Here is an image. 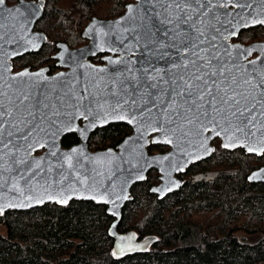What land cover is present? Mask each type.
<instances>
[{"label":"water","instance_id":"1","mask_svg":"<svg viewBox=\"0 0 264 264\" xmlns=\"http://www.w3.org/2000/svg\"><path fill=\"white\" fill-rule=\"evenodd\" d=\"M44 5V0H23L8 6L5 0L0 7V92L6 94L0 99L5 106H9V100L19 105L20 98L27 96L20 112L12 106V121L24 127L19 120L25 118L30 121L27 128L36 126L28 141L20 140L21 133L16 132L12 137L5 136V142L12 141L8 148L0 145L4 156L0 161V207L4 209L0 215L47 203L68 205L74 200L106 205L107 213L114 217L109 234L115 240L113 254L118 258L119 249L135 236L134 232L118 231L123 208L133 199V185L145 181L150 170L161 173V183L151 192L162 199L182 185L176 173L214 152L211 143L217 137L222 145H233L227 149L264 150V88L254 87L264 72V41L249 45L233 42L242 30L264 26V0H134L117 18H93L83 32L90 40L87 45L71 49L65 43L58 44L60 51L54 57L62 70L49 75L48 68L43 67L14 74L12 58L39 51L47 42L45 33L33 32L43 16ZM197 29L204 36L197 48L185 54L183 62L189 64V69L172 67L174 62L181 63L176 48L168 47L178 43L172 38L177 33L195 37L199 35ZM193 52L205 58L216 56L211 63L217 70L223 65L225 75L252 81V85L242 84L255 104L247 114L255 118L247 126L234 117L229 123L220 116L215 121L201 117L188 123L186 117H195L196 113H186L188 105L180 106L181 98L172 90L170 76L182 72L190 75L193 60L199 65L206 63ZM100 53L110 55L103 58L105 64H93L89 58ZM29 111L32 116L27 114ZM114 123H126L133 132L115 148L91 150V134ZM237 126L242 131H236ZM7 131L13 129L6 125ZM70 133H76L80 142L65 148L62 139ZM29 143L33 148L28 147ZM151 144L167 145L170 151L150 154ZM9 150L14 154L9 155ZM17 159H26L32 165L30 174L27 165L14 162ZM250 180L264 181V167L253 172ZM18 189H23V194ZM145 239L150 245L158 240L154 235ZM149 244L139 251H147Z\"/></svg>","mask_w":264,"mask_h":264},{"label":"trees","instance_id":"2","mask_svg":"<svg viewBox=\"0 0 264 264\" xmlns=\"http://www.w3.org/2000/svg\"><path fill=\"white\" fill-rule=\"evenodd\" d=\"M59 0H48V9L39 20L48 32L64 27L66 19L51 9ZM84 18L93 15H122L133 0H76ZM105 4L100 10L99 4ZM110 4V5H109ZM54 37V36H51ZM264 38V26L243 30L238 40L250 42ZM54 49L44 45L41 64ZM133 129L126 123L98 128L89 139L91 150L117 147ZM80 142L76 133L62 139L69 148ZM151 145L150 151L165 150ZM233 162H241L239 170L216 178L214 192L204 183L185 186L180 193L183 203L159 199L151 193L158 176L154 172L132 187L133 199L126 203L119 232L135 231L140 236L154 235L156 250L118 259L113 254L114 239L109 228L114 217L107 206L93 201H72L68 205L47 203L28 210H9L0 215V264H264V184L251 183L248 169L242 164V150ZM213 157L204 163H217ZM218 165V164H217ZM239 231L262 233L249 240ZM213 234H217L213 238Z\"/></svg>","mask_w":264,"mask_h":264},{"label":"flooded vegetation","instance_id":"3","mask_svg":"<svg viewBox=\"0 0 264 264\" xmlns=\"http://www.w3.org/2000/svg\"><path fill=\"white\" fill-rule=\"evenodd\" d=\"M21 1H23V0H6V3L8 6H13V5L20 3ZM24 1H29V2L34 1L36 3H39L41 0H24ZM44 1H45V5H44L43 15L47 12L48 3H49L48 0H44ZM62 1H65V0H59L53 7H51V9L54 10V12H53V14H54L53 18L54 19H56L55 17L58 14H60V13L63 14L64 18L66 19V21L64 22V27H67V29H64V28L61 29L60 25H57V27H53V23H52V31L48 32L45 28H43V26L39 22V20L43 16L36 22V24L33 28V32H43L46 34L47 42H45L43 44V46L49 45L51 47V49H54L53 52H51V54H49V56H46L44 58L45 60H47L48 63L41 64L40 51L43 48V46H42L39 51L27 52V53H24L22 55H19V56L12 58L11 59V63H12L11 64L12 65V71L11 72L12 73H14V74L19 73L25 69H30V71L33 72V71H37L43 67H47L48 68L47 73L49 75H51V74H54V73L62 70L63 68L57 65L59 60L54 57L60 51L58 44L65 43L71 49H76V48H80L84 45H87L90 42V40L83 36V32H84V29L86 28V26L88 25V23L90 21H92L93 18L97 17V18H101V19H113V18H117V17L121 16V14H120L116 17L111 18V17H104L102 15H93L91 18H89L87 20V18L83 17L84 15L82 14V10L80 9L79 4L76 0H67V1H70V6L67 8H63V7L58 5V3L62 2ZM85 20H87V21L84 23ZM256 27H258V26H256ZM251 28H254V27H251ZM248 29H250V28H248ZM244 30H246V29H244ZM51 36H54V37H51ZM263 39L264 38H261V39L255 38V40H253V41L243 42L241 40H238V38H236L233 40V42L239 41L243 44L249 45V44L254 43V42L264 41ZM109 55H110V53H100L97 56L90 57L89 60L93 64L103 65V64H105V61L103 60V58L106 56H109ZM256 56L257 55H254L253 57L255 58ZM88 143H89V141H88ZM216 143H219L221 145V149H219L218 146L215 145ZM211 144L213 146H215L214 152L209 157H207L205 159L191 163L186 168V170L184 172L182 171V172L176 173L175 177L180 182H182V185L177 190L166 194L164 196V198H162V199H168V200H170V202L183 203L184 199L180 198V193L182 192V189L185 186H189L190 184H193V183H198V184L204 183L206 185V187H210L211 190L216 192L218 190V187H219V184L216 181V178L218 176H220L222 174H232V173L239 170V167L241 166V162H239V161L233 162L235 156L238 153L236 151L239 149L242 150V157H241V160L243 162L242 164H244V166H246V169H248L247 179L251 183L264 184V181H251L250 180V176L253 172L264 167V150L262 152H251L248 150L249 148H247V147L246 148H237V149H233V150L227 149V148L223 147L222 140L219 137L212 140ZM151 145H162V144H151ZM151 145L148 147L150 154L167 153L170 151V147L167 145H163V146L167 147V149H165V150L150 151ZM41 152H39V153H41ZM213 157L217 158V160H216L217 163L212 164L209 167H207L204 162L210 158H213ZM154 172H157L158 176L156 178V181L154 183H152L151 189L154 186H158L161 183V173L157 169L150 170L147 174V178H148V176H150ZM131 193H132V189H131ZM151 193H153V192H151ZM153 194L159 198V194H156V193H153ZM128 232H134L135 233V231H133V230L128 231ZM128 232L125 231V232H119V233L126 234ZM239 233H244V234H242L243 237L257 238V237L263 236L262 233H258V232L248 234L245 231H243V232L239 231L237 233L238 236L241 235ZM147 236H149V235L142 237L138 233H135V236L131 237L128 240V242L125 243L127 246L124 247V244H123V247L119 249L120 257H118V259H123L127 256H133V255L138 254V253H145V252L154 251V250L158 249V248H156L157 242H154L151 245L148 242H146L147 240L145 238ZM212 236H213V238H216L218 235L213 234ZM134 237H135V239H134ZM114 242H115V240H114ZM146 244L150 245L149 249L147 251H141L140 252L139 249L146 247L147 246ZM127 251H130L132 253L126 254Z\"/></svg>","mask_w":264,"mask_h":264},{"label":"snow or ice","instance_id":"4","mask_svg":"<svg viewBox=\"0 0 264 264\" xmlns=\"http://www.w3.org/2000/svg\"><path fill=\"white\" fill-rule=\"evenodd\" d=\"M226 3H231L232 0H225ZM5 4V0H0V7ZM10 11V10H9ZM190 19V17L188 18ZM187 23V20L184 21ZM264 23V21H261ZM199 35L193 36L189 33H177L175 37L172 39L178 40V43L169 44L168 47L176 48L177 55L181 59V63L177 65L175 62L172 64V67H180L182 69L188 70L189 64L184 63L185 54L189 49H195L198 47V42L200 38L204 36V33L197 29L196 30ZM167 35V33H165ZM214 39V37L212 38ZM215 47V45H213ZM194 55L197 56L198 60L206 59V63L204 65H199L196 61H191L192 69L191 74L188 75L187 72L182 73H173L170 76V80L173 85V91L177 96L181 98V107L184 105H188L187 108H184L186 113L195 112V117H186L188 123H193L194 121L200 120L201 117L209 118L210 120L215 121L217 116H220L221 119L229 120L231 123L230 117H234L237 121H239L240 125L247 126L251 119L255 117L249 118L247 115L251 112L252 107H255V104L252 103V99H250V93L246 92L242 88V84L252 85V81L250 79H243L242 81H238L236 76L233 75H225V70L223 65L217 70L214 66H212V59H217L216 56H212L211 58L201 57L198 52H193ZM165 56L168 54L165 53ZM255 65V61L252 62ZM201 69H207L206 71H201ZM230 71V70H229ZM21 75H26V73H22ZM187 76V78H186ZM261 79L259 83L255 84V88H264V72L260 73ZM162 78V77H161ZM152 79H156L155 76ZM167 83V81H165ZM155 87V85H151ZM6 95L5 93L0 92V97ZM207 97V99H206ZM262 97V107H264V92H261ZM27 96H23L20 98L19 105H13V102L9 100L8 105L5 106L4 100L0 99V145L3 148H8L9 144H11V140L5 142V136L12 137L16 132L21 133L19 139L22 141H28L29 137L32 135V132L35 130V125L32 128H27L28 123L25 118H21L19 120V124L24 125V127H19L16 122L12 121L13 112L11 110L12 106L15 107L17 112H20V105L23 104L24 100H27ZM251 105V107L249 106ZM29 116H32L33 113L29 111L27 113ZM180 113H177L179 115ZM8 117V119H5ZM8 126L13 129V131L5 132V126ZM27 128V131H25ZM222 131H227V129H221ZM215 131V129H213ZM236 131H242L240 126H237ZM216 135H220V132H216ZM227 139L229 141L232 140L231 136H228ZM43 147V144L39 145ZM225 148L233 146L229 143H225L223 145ZM29 148H33V144H28ZM249 151H253L250 147ZM9 155H13L14 153L9 150ZM4 156L0 154V161H3ZM17 165L24 164L27 165L29 170V174L32 171V165L28 164L26 159H17L14 161ZM39 163L36 164V167L39 168ZM0 168H3V165L0 164ZM21 194H23V189H18ZM51 198V197H49ZM31 199V197H29ZM63 203H67V200L62 201ZM13 205H9L11 207ZM4 209L0 207V212Z\"/></svg>","mask_w":264,"mask_h":264},{"label":"rangeland","instance_id":"5","mask_svg":"<svg viewBox=\"0 0 264 264\" xmlns=\"http://www.w3.org/2000/svg\"><path fill=\"white\" fill-rule=\"evenodd\" d=\"M132 2H134V0H133ZM58 5L61 6V7H63V8H67V7L70 6V1L65 0V1H62V2L58 3ZM104 5H105V4H102V3L99 4V7H100V10H99V11H102V10L104 9ZM109 5H110V4H109ZM87 20H88V19H87ZM87 20H85L84 23H85ZM263 40H264V39H263ZM215 145L218 146L219 149H221V145H220L219 143H216ZM41 151H43V150H41ZM41 151H38L37 153H39V152H41ZM95 151H96V150H95ZM41 153H42V152H41ZM5 232H6L5 228H4L3 226H1V227H0V233H5ZM239 234H241V235H239L240 237H243L242 234H244V233H239ZM246 238H248L249 240H254L253 237H246Z\"/></svg>","mask_w":264,"mask_h":264}]
</instances>
